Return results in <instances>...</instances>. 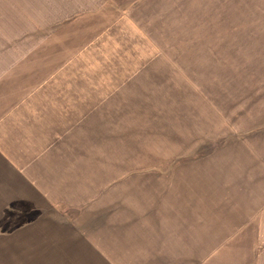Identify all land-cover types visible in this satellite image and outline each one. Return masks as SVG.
<instances>
[{"label":"crops","instance_id":"0c3cea01","mask_svg":"<svg viewBox=\"0 0 264 264\" xmlns=\"http://www.w3.org/2000/svg\"><path fill=\"white\" fill-rule=\"evenodd\" d=\"M78 7L79 35L49 65L35 51L0 81V233L56 232L47 264H213L242 248L232 227L254 233L264 217V88L233 109L225 87L215 97L207 42L232 40L244 5Z\"/></svg>","mask_w":264,"mask_h":264},{"label":"rangeland","instance_id":"374dc122","mask_svg":"<svg viewBox=\"0 0 264 264\" xmlns=\"http://www.w3.org/2000/svg\"><path fill=\"white\" fill-rule=\"evenodd\" d=\"M88 1L90 0H0V81L6 80L10 73L15 72L13 66L31 64L36 52H39L40 62L49 65L48 49L63 48L65 40L69 44L68 40L78 37L77 31L74 36L71 33L72 27L75 29L78 26H70L69 19L80 11V3L85 7ZM231 4L244 5L243 17L236 20L246 23L230 26L232 40L207 43L212 47L216 59L215 68L219 70L213 74L215 87L212 91L215 97H222V88L225 87V96L227 93L231 96L233 109L238 105L241 90L248 96L256 97V92L257 96H261L264 88V84L257 83L264 82V0H231ZM211 27L215 29V26ZM202 31H206L205 26ZM224 45L229 51H225L223 56ZM87 63L95 65L98 62L95 57H87ZM150 134L151 144H157L160 134L158 129L153 128ZM144 157L154 160L158 154L151 153L148 158L145 154ZM171 157H174V153H167V159ZM259 219L260 229L254 233L232 227L231 242L233 243L236 235L241 236L240 241L236 237L239 242L235 245H242V248L216 249L213 264H245L250 261H254L252 264H264V217L256 221ZM232 221L239 223L240 220L232 218ZM256 224L258 225L257 222ZM55 234L57 233L54 231L46 230L22 234L1 232L0 264H47V260H54L49 258L54 249L47 248V240L51 241ZM252 235L257 237L254 241L257 247H253V241L248 238ZM215 241L219 244L221 240L216 238ZM246 245H251V248Z\"/></svg>","mask_w":264,"mask_h":264}]
</instances>
